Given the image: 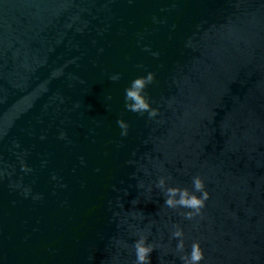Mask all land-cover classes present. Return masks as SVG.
Masks as SVG:
<instances>
[{
	"label": "water",
	"instance_id": "obj_1",
	"mask_svg": "<svg viewBox=\"0 0 264 264\" xmlns=\"http://www.w3.org/2000/svg\"><path fill=\"white\" fill-rule=\"evenodd\" d=\"M139 241L264 264V0H0V264Z\"/></svg>",
	"mask_w": 264,
	"mask_h": 264
},
{
	"label": "clouds",
	"instance_id": "obj_2",
	"mask_svg": "<svg viewBox=\"0 0 264 264\" xmlns=\"http://www.w3.org/2000/svg\"><path fill=\"white\" fill-rule=\"evenodd\" d=\"M169 203H171V201H169ZM193 203H195V201H193ZM136 248L138 264H150L148 257L152 249L150 247H145L143 241L137 242ZM199 258L200 257L198 253L194 254L192 258L193 262L198 261Z\"/></svg>",
	"mask_w": 264,
	"mask_h": 264
}]
</instances>
